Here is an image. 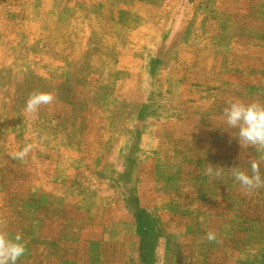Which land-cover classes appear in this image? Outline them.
I'll list each match as a JSON object with an SVG mask.
<instances>
[{
  "label": "rangeland",
  "instance_id": "obj_1",
  "mask_svg": "<svg viewBox=\"0 0 264 264\" xmlns=\"http://www.w3.org/2000/svg\"><path fill=\"white\" fill-rule=\"evenodd\" d=\"M234 100L264 103V0H0L18 264H264V187L231 174L264 175V149L227 128Z\"/></svg>",
  "mask_w": 264,
  "mask_h": 264
},
{
  "label": "clouds",
  "instance_id": "obj_2",
  "mask_svg": "<svg viewBox=\"0 0 264 264\" xmlns=\"http://www.w3.org/2000/svg\"><path fill=\"white\" fill-rule=\"evenodd\" d=\"M53 99L50 93H33L26 101L25 110L29 113H37L42 105L50 104ZM223 121L228 129L237 130L236 137L240 144L264 149V103L234 100L224 109ZM30 150V146L25 147L15 153L13 159L23 160ZM250 167L251 175L238 167L232 168L231 174L247 191L264 187V175L260 172L259 163L252 161ZM207 238L213 241L216 237L214 233L209 232ZM25 252V244L21 242L19 235L9 238L0 233V264H18Z\"/></svg>",
  "mask_w": 264,
  "mask_h": 264
},
{
  "label": "trees",
  "instance_id": "obj_3",
  "mask_svg": "<svg viewBox=\"0 0 264 264\" xmlns=\"http://www.w3.org/2000/svg\"><path fill=\"white\" fill-rule=\"evenodd\" d=\"M142 227L146 228L145 226H141V228H142ZM148 229L150 230V229H151V227H150V226H148ZM142 230H143V229H142Z\"/></svg>",
  "mask_w": 264,
  "mask_h": 264
}]
</instances>
